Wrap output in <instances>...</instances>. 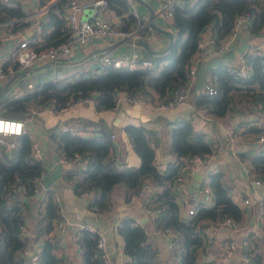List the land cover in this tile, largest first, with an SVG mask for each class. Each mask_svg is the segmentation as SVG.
Wrapping results in <instances>:
<instances>
[{"label": "trees", "instance_id": "1", "mask_svg": "<svg viewBox=\"0 0 264 264\" xmlns=\"http://www.w3.org/2000/svg\"><path fill=\"white\" fill-rule=\"evenodd\" d=\"M49 1L40 0V5ZM65 2L57 0L53 3L42 21L46 31L44 46L64 42L70 35L63 16ZM108 2L109 8L120 17V27L135 28L138 25L139 18L126 0ZM241 14L249 16L245 23L249 25L251 33L264 35V0H186L184 6H176L170 25L176 34L169 50L152 55L141 47L144 57L156 61L154 68L127 70L105 66L101 73L80 69L63 77L51 70V67L57 69L51 63L16 70L8 80L16 81L21 88H25L29 82L34 88L15 98V93L9 95V90L3 89L4 85L0 84V117L28 121L52 104L55 111H60L80 99L88 98L94 99L98 112L109 111L116 108L119 92H126L132 98L145 93L149 95L148 91L153 90L158 94L159 101L169 103L178 89L191 82L190 66L201 32L211 28L216 38L222 40L232 34L236 17ZM25 16L21 0H0V22L16 20L9 27L12 31L29 25V22L22 21ZM168 45L169 41L163 49ZM244 58L252 66V75L239 78L230 73L227 64H218L208 69V80L217 88V93L196 92L193 100L197 108H203L214 119L257 112L260 123L250 126L245 121L240 135L260 139L264 137V118L261 119V110L264 111V48L257 47L253 52L246 53ZM67 123L98 128V133L89 137L63 132L59 125L48 129L50 140L57 145L64 159L72 160L79 154L88 160L85 169L75 164L64 173L77 194L95 190L94 201L88 205V209L106 215L112 211L119 192L126 201L141 196L138 200L143 202L146 209L158 210L157 217L152 220L155 230L160 232L170 228L179 236L173 253L169 252L168 258L163 257L158 243L145 232L146 225L132 217L124 218L119 232L124 239V251L129 257L125 264H170L171 256L177 258L174 264H215L200 261L202 253L206 252V228L219 225L226 219L241 222L244 209L232 199L229 184L220 171L209 176L213 202L208 205L198 200L197 194L195 202L191 204L195 206V212L188 217L181 216L175 187L179 183L187 185L190 182L192 175L188 171L194 157L200 156L205 161L217 153L216 142L210 143L205 132L196 129L189 120L169 122L173 124L170 152L175 158L168 161L163 169L156 163L160 136L142 125L129 123L124 129L141 158V164L138 167L119 168L117 156L112 152L113 126L103 119L90 118H72ZM15 138L19 146L10 152L0 145V264H67L64 253H57L59 247L55 236L56 223L63 218V205L54 195L59 191L42 186L41 182L47 160L38 161L32 157L34 139L31 133L26 132ZM262 144L264 146V141ZM250 164L255 177L264 181V154L253 156ZM140 192L143 194L140 195ZM75 236L83 248L81 264H103L96 248L97 234L79 229ZM38 242L41 243L38 262L33 263L28 259L27 252L33 251V246ZM247 250L252 264L261 261L259 257L252 256L248 246Z\"/></svg>", "mask_w": 264, "mask_h": 264}, {"label": "crops", "instance_id": "2", "mask_svg": "<svg viewBox=\"0 0 264 264\" xmlns=\"http://www.w3.org/2000/svg\"><path fill=\"white\" fill-rule=\"evenodd\" d=\"M21 2L25 7L26 14L32 16L31 22L28 26H25L26 28H21L22 35H19L17 38L10 36L8 27L0 26V56L9 50L13 44L17 43L20 38L28 37L34 32L40 0H21ZM136 4L140 16L148 17L149 19L152 12L155 17L156 13L161 9L160 0H136ZM105 15L117 24L120 22V17L112 8H109L105 12ZM83 16V14L80 15L82 18ZM154 21L176 33L174 28L165 26L159 19H154ZM263 41L264 35L251 33L249 25L244 23L239 28L237 36L234 37L233 45L227 51L221 53L214 50L203 59L202 64L198 67L196 76L190 82L187 100L171 107H156L159 96L153 90L148 91V100L139 96L136 101L130 100L126 92H119L120 101H118L116 108L113 110L98 112L95 104L86 102L60 111L44 109L26 121V132L31 133L34 141L39 142L45 151L47 163L46 172L41 180L42 186L56 188L62 198V211L68 220L63 231L67 250L58 246L57 253L62 255L64 253L67 264H81V253L79 252L75 236L76 231L79 230L77 225L80 222L93 225L103 231L108 237L109 249L114 264H125L129 260V257L124 251V239L119 232V226L122 224L123 219L128 217L141 221L143 218L149 216L142 224H145L149 228L151 240L158 243L162 256L168 258L169 255L166 238L153 227L151 215L146 211L143 202L138 200L141 196L131 197L130 201H126L121 196V192H119L115 196L116 201L112 211L106 215H100L88 209L85 198L77 194L72 183L67 181L64 173L66 170L73 168L76 163L61 156L57 145L50 140L48 129L58 124L66 123L72 118L103 119L108 125L114 127L113 131L117 137L113 139L112 152L117 156L119 168L126 166L138 167L141 164L140 156L133 149L127 132L124 129L129 123L142 125L150 130H158L160 132L161 144H158L159 146L156 149V163L160 167L166 166L168 161L175 158L170 152V130L173 124H169V122L179 119L189 120L194 124L196 129L202 130L208 137L214 138L217 153L200 163L196 167L195 172H199L202 175L201 184L204 179H209L211 173L215 171L223 172L224 180L229 184L232 199L244 209L245 213L241 222L232 221L219 225H210L206 228L207 235L210 233L212 236V242L209 248L206 246V252L202 253L200 261H211L215 264H229L231 262L233 264H246L241 254L242 242L246 240L252 256L261 259L257 264H264V182L259 185L255 183L256 177L252 173L250 164V159L253 156L264 154V146L259 138L253 139L248 135H240L244 130V122L247 121L249 125V122L259 119L258 113L250 112V114L244 116L232 114L224 119H214L203 108H197L193 100L196 92L201 93L205 91L204 87L209 79L208 69L215 68L221 63L230 64L238 62L246 53L253 52L257 47H261ZM152 45L154 49H158L159 45L156 42H153ZM85 50L77 51V49H74V57L71 60L54 63L48 62L46 64L51 63L55 66L58 63H65L72 67H80V69L86 71H89L94 65L91 71L96 72L99 65L95 57L102 50H107L114 56H123L130 54L133 49L127 41H122L109 47L105 41L99 38L90 41ZM90 60H93V63L88 67L89 69H86L85 66ZM3 85V89L9 90V95L17 92L22 87L16 81L12 82L11 80H7ZM234 127H238V141L236 143L231 141L229 134L230 128ZM97 130V126H91L84 136L89 137L97 134ZM192 180L193 175L190 182L185 186L188 203L180 207L182 217L185 216V212L191 208V204L196 200L194 199L196 196L193 198L186 190V187ZM151 189L153 190L154 187L151 186ZM244 198H249L251 203L245 204L242 200ZM55 236L58 239L60 233H55ZM231 242L236 243L235 252L232 256H226L224 253L225 249ZM40 248L41 243L38 242L33 246V251H38ZM169 262L173 264L171 261Z\"/></svg>", "mask_w": 264, "mask_h": 264}, {"label": "built area", "instance_id": "3", "mask_svg": "<svg viewBox=\"0 0 264 264\" xmlns=\"http://www.w3.org/2000/svg\"><path fill=\"white\" fill-rule=\"evenodd\" d=\"M8 2L9 0H3ZM57 0H50L44 5H40L38 17L36 18L34 25V32L28 37H22L18 40L17 43L13 44L12 47L5 51L0 56V84H4L10 76L16 73V70H25L30 67L46 64L48 62H58V61H68L74 57V49L80 51H86L90 41L101 38L106 44L111 47L122 41H127L132 46V52L123 56H114L107 50H102L95 58L98 61L99 68L97 73H101L105 66H113L117 69H127V70H142L147 68H154L156 66V61L150 58L144 57L142 51L141 41H148L153 47L152 43L156 42L158 50L163 49L167 44L168 38L157 31L151 24L148 17L140 16L139 10L137 8L136 0H126L131 7L132 12L139 18L138 25L135 28H122L117 23L113 22L105 12L109 9L108 0H66L65 14L63 15L66 20V25L69 29L70 35L66 41L60 42L50 46H44L46 31L42 26V21L47 16L49 8ZM161 9L156 13L154 19H159L165 26H170L173 22V12L176 6H184L186 0H160ZM87 11V12H86ZM83 14V18L80 15ZM86 15V17H85ZM249 18L248 15H238L235 21V28L232 34L228 35L222 40L216 38L215 32H211V28H207L201 32L200 39L198 42L197 52L192 59L190 66L191 82L196 76L198 67L202 64L203 59L212 51L216 50L218 52L227 51L233 44L234 37L237 36L239 28L247 21ZM32 16L27 15L22 19L24 22H31ZM16 23V20L0 22V26L11 27ZM26 28V27H25ZM10 36L17 38L19 35H22V29L12 31V28H9ZM154 48V47H153ZM261 48H264V41L261 44ZM86 63V62H85ZM84 63V64H85ZM93 63V60L85 66L86 69ZM17 66V69L15 68ZM94 66V65H93ZM93 66L89 69L91 71ZM231 74L239 78H247L253 74L252 66L246 62L245 58L242 57L238 62H232L227 64ZM191 84V83H190ZM190 84L178 89L176 91L173 101L169 103H162L161 101L156 102V107L158 108H168L175 104L185 102L188 98L190 91ZM33 84L27 83L25 88L19 89L15 92L14 97H20L26 93H29L33 90ZM205 91L209 94L217 93V88L208 80L204 87ZM141 97L149 99V95L146 93ZM137 97H130V100L136 101ZM118 101L120 97L118 96ZM86 102L94 103L93 98L80 99L70 106L76 104H83ZM45 109L49 111H55L54 105L47 106ZM261 119L264 118V111L261 110ZM260 123V120H253L249 122L250 126H256ZM262 124V123H261ZM59 125V124H58ZM59 129L63 132H69L74 135H85L89 127L85 128L82 125H74L69 123H61ZM91 128V127H90ZM238 127L230 128L229 134L231 141L236 143L238 141V136L236 132ZM26 133V121L12 118L0 117V145L8 152L16 149L19 146V141L15 136H19ZM206 134V133H205ZM156 136H160L158 130L155 131ZM112 138L116 139V133H112ZM13 137V138H12ZM210 143L215 144V139L208 137ZM261 142L264 141V137L261 136L259 139ZM32 157L38 161L45 160V151L42 145L34 141L32 150ZM72 161L79 165V167L85 169L87 167L88 160L83 158L81 155H75ZM204 160L200 156H196L190 162V168L188 171L189 175H193L196 167L202 163ZM264 181L261 178H256L255 183L257 185L262 184ZM209 179H204L200 191L198 192V200L205 202L206 204H211L213 202L211 188L208 185ZM185 186L183 183H179L176 187V198L181 206L187 205L188 201L186 199ZM143 192H140L142 195ZM55 198L62 203V198L58 192L54 193ZM87 201V206L94 201L95 190L89 189L85 190L80 194ZM245 204H250L251 201L249 198L242 199ZM147 201H150L147 199ZM90 210V209H89ZM92 211V210H91ZM146 211L151 215L152 220H154L158 215V210H152L150 208ZM93 212V211H92ZM195 212V206H191L186 212L184 217H188L190 214ZM138 222H140L138 220ZM232 222L231 219H226L221 223ZM68 223L67 217L63 213V218L56 223V232L60 233L58 238V246L67 250L66 240L63 234V231ZM141 223V222H140ZM220 223V224H221ZM121 225V224H120ZM78 229H87L97 234L96 248L99 251L100 257L103 260V264H114L112 254L109 249L108 237L106 234L87 223L80 222L78 223ZM147 227V226H146ZM145 232L150 234V230L147 227ZM23 233L27 234L25 230ZM160 233L166 238L167 249L169 252L173 253L175 250V243L178 241L179 236H177L172 229L166 228ZM212 242V236L210 233L207 237V248L210 247ZM2 244L0 238V246ZM79 252L82 253L83 248L81 244L78 243ZM248 243L246 240L242 242L241 245V254L246 262V264H252L250 253L247 250ZM236 249V243L231 242L225 249L226 256H232ZM32 255L29 259L33 263L38 262V251H32ZM67 252V251H66ZM82 262V256H80ZM177 258L171 256L170 261L174 264Z\"/></svg>", "mask_w": 264, "mask_h": 264}, {"label": "water", "instance_id": "4", "mask_svg": "<svg viewBox=\"0 0 264 264\" xmlns=\"http://www.w3.org/2000/svg\"><path fill=\"white\" fill-rule=\"evenodd\" d=\"M151 4V3H150ZM87 12V11H86ZM86 17V15H85ZM150 24L157 30L159 31L160 33L164 34L167 38H168V41H169V45L164 48V49H161V50H158V49H154L151 44L148 42V41H145V40H142L140 43L141 45L152 55H158V54H161V53H164L165 51L169 50V48L171 47V45L173 44L174 42V39H175V32L170 30V29H167L165 27H163L162 25H159L158 23H156L154 21V13L152 12L150 14ZM201 181H202V175L199 173V172H195L193 174V180L191 181V183L186 187V190L188 191V193L194 198L198 192L200 191V187H201ZM149 218V216L143 218L140 222L141 223H144L147 219ZM32 251L29 250L27 252V257L28 259L31 257L32 255ZM163 264H167L166 262H164Z\"/></svg>", "mask_w": 264, "mask_h": 264}, {"label": "rangeland", "instance_id": "5", "mask_svg": "<svg viewBox=\"0 0 264 264\" xmlns=\"http://www.w3.org/2000/svg\"><path fill=\"white\" fill-rule=\"evenodd\" d=\"M86 59V58H85ZM34 67V66H33ZM54 68H57V69H53L52 67H51V70H53V72L55 73V74H57V75H60V76H68V75H70V74H73V72H76V71H78V70H80V67H78V68H74V67H72V66H69L68 64H56L55 66H53ZM30 68H32V67H30ZM83 70V69H82ZM67 108H71V106H68ZM45 109V108H44ZM44 109H42V110H44ZM42 110H40V111H42ZM38 113V112H37ZM138 154V153H137ZM141 159V158H140ZM164 167H165V165L163 166V167H160V168H163L164 169Z\"/></svg>", "mask_w": 264, "mask_h": 264}]
</instances>
